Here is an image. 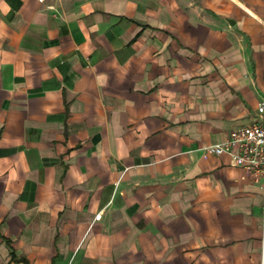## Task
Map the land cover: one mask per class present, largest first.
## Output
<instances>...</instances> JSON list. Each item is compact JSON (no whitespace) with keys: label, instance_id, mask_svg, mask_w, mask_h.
I'll list each match as a JSON object with an SVG mask.
<instances>
[{"label":"crops","instance_id":"obj_1","mask_svg":"<svg viewBox=\"0 0 264 264\" xmlns=\"http://www.w3.org/2000/svg\"><path fill=\"white\" fill-rule=\"evenodd\" d=\"M263 97L264 0H0V264H264Z\"/></svg>","mask_w":264,"mask_h":264},{"label":"built area","instance_id":"obj_2","mask_svg":"<svg viewBox=\"0 0 264 264\" xmlns=\"http://www.w3.org/2000/svg\"><path fill=\"white\" fill-rule=\"evenodd\" d=\"M215 155L227 153L232 165H239L258 181L264 179V97L257 102L255 118L230 129L222 141L207 145Z\"/></svg>","mask_w":264,"mask_h":264}]
</instances>
